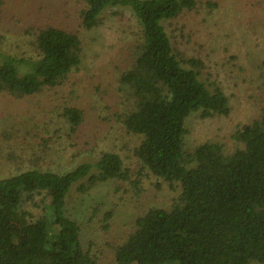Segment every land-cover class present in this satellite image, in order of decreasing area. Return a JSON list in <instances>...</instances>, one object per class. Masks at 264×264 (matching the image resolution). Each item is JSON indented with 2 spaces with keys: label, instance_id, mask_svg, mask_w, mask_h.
Here are the masks:
<instances>
[{
  "label": "trees",
  "instance_id": "16d2710c",
  "mask_svg": "<svg viewBox=\"0 0 264 264\" xmlns=\"http://www.w3.org/2000/svg\"><path fill=\"white\" fill-rule=\"evenodd\" d=\"M83 1L80 26L86 31L116 8L128 9L136 21L133 62L118 77L129 107L117 119L137 138L138 176L132 179L111 151L65 171L43 169L36 160L35 166L0 176V264H100L91 247L82 245L67 197L73 187L85 195L110 181L127 182L137 192L144 173L175 196L167 208L151 207L135 218L134 230L113 247L114 264H264V104L256 118L236 129L238 147L232 152L217 142L184 143L192 114L206 119L230 113L221 87L200 79L204 63L183 57L164 26L194 10L196 0ZM23 34L30 38L27 51L0 48V95L32 97L60 87L79 70L77 33L47 26ZM260 66L264 74V61ZM62 117L72 133L83 122L76 107L64 108ZM36 197L39 215L28 209L39 208ZM112 215L105 212L103 221Z\"/></svg>",
  "mask_w": 264,
  "mask_h": 264
},
{
  "label": "rangeland",
  "instance_id": "374dc122",
  "mask_svg": "<svg viewBox=\"0 0 264 264\" xmlns=\"http://www.w3.org/2000/svg\"><path fill=\"white\" fill-rule=\"evenodd\" d=\"M84 5L83 0H0L3 51L25 52L30 38L24 32L54 26L78 34L82 57L79 70L60 87L23 99L0 95V176L35 166L36 160L43 169L65 171L96 160L101 151L118 154L132 179L138 176L133 156L137 138L117 119L129 107L118 77L133 62L136 21L128 9L116 8L103 13L96 29L86 31L79 16ZM164 26L183 57L204 63L200 79L220 86L229 101L226 117L201 119L192 114L185 145L211 141L232 152L238 147L234 132L256 118L264 104V0H196L194 10ZM66 107L83 113L75 133L62 117ZM140 179L137 192L127 182L110 181L85 195L73 187L67 197L66 210L80 227L82 245L91 247L100 264H114L113 247L134 230L138 215L151 207L167 208L175 196L148 173ZM40 200L35 198L39 208L28 207L35 215L40 214ZM109 210L113 215L105 222ZM12 228L21 238L18 228Z\"/></svg>",
  "mask_w": 264,
  "mask_h": 264
}]
</instances>
